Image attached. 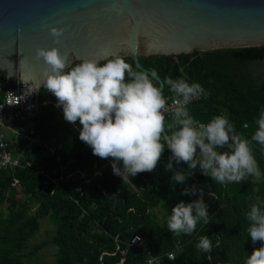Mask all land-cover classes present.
Masks as SVG:
<instances>
[{"label": "trees", "instance_id": "trees-1", "mask_svg": "<svg viewBox=\"0 0 264 264\" xmlns=\"http://www.w3.org/2000/svg\"><path fill=\"white\" fill-rule=\"evenodd\" d=\"M165 59L151 55L138 57L137 62L145 70L155 69L161 79L184 77L189 83H199L210 95L192 104L190 115L207 123L216 115L227 114L236 131L250 140L259 110L264 107V78L247 67L264 61V47L193 51L190 55L170 56L171 62L166 65ZM125 60L132 64L129 57ZM4 79L5 75L0 98L8 87ZM45 91L42 85L39 92ZM164 94H170L166 86ZM73 126L77 131L56 111L44 107L35 120L37 141L22 146L20 151L11 146L12 153L19 154L20 167L0 170V204L6 203L9 213L18 210L19 215L0 219V264H28L27 256L42 247L41 243L29 246L27 242L43 218L53 227L47 242L56 248L54 264H144L138 249H127L133 235L144 240L162 264H243L253 249L261 247L260 241L254 244L248 236L246 212L250 197H264V182L255 185L249 179L221 185L197 167L186 183L173 186L172 174L187 171V165H177L173 160L171 171H165L171 156L167 148L153 171L122 180L113 174L112 158L106 162L94 156L78 138L79 122ZM250 146L264 172V147L254 141ZM14 180L16 185L12 186ZM193 186L198 190L196 195L181 194ZM254 187H259V193L252 191ZM199 190L210 222L203 225L200 221L191 235L170 233L167 219L172 207L199 199ZM16 194L23 200H17ZM159 205L165 208L160 220L154 213ZM31 207L33 214L24 216L23 212ZM203 235L212 240L211 252L202 253L196 248ZM116 246L127 250L122 262ZM170 252L173 257L167 260L164 255Z\"/></svg>", "mask_w": 264, "mask_h": 264}, {"label": "clouds", "instance_id": "clouds-1", "mask_svg": "<svg viewBox=\"0 0 264 264\" xmlns=\"http://www.w3.org/2000/svg\"><path fill=\"white\" fill-rule=\"evenodd\" d=\"M49 33L59 44L63 29L51 28ZM35 55L45 65L42 85L56 98L63 119L71 124L79 122V140L91 148L94 156L112 158L113 174L122 180L153 171L167 148L171 156L165 171H171L173 160L177 165H187V171L172 174L173 186L186 183L197 167L221 185L249 179L255 185L264 182V172L250 146L254 141L264 147V107L259 110L257 127L249 140L236 131L227 114L216 115L207 123L190 115L188 105L210 95L197 82L189 83L184 77L161 79L155 69L139 70L120 55L103 64L83 59L71 67L55 47L37 49ZM165 86L174 94L172 105L165 97ZM223 148L227 151H218ZM197 191L193 186L181 194L196 195ZM199 191V199L172 207L167 219L170 233L191 235L200 221L203 225L210 222ZM252 191L259 193L260 189L254 187ZM250 201L247 233L254 244L260 241L261 247L253 249L243 264H264V197L255 195ZM196 248L202 253L211 252L212 240L203 235ZM155 258L149 257L148 264H153Z\"/></svg>", "mask_w": 264, "mask_h": 264}, {"label": "water", "instance_id": "water-1", "mask_svg": "<svg viewBox=\"0 0 264 264\" xmlns=\"http://www.w3.org/2000/svg\"><path fill=\"white\" fill-rule=\"evenodd\" d=\"M51 28L63 29L55 44ZM57 48L68 65L193 51L264 47V0H0V83L38 91L45 65L37 49ZM163 86V85H161Z\"/></svg>", "mask_w": 264, "mask_h": 264}, {"label": "built area", "instance_id": "built-area-1", "mask_svg": "<svg viewBox=\"0 0 264 264\" xmlns=\"http://www.w3.org/2000/svg\"><path fill=\"white\" fill-rule=\"evenodd\" d=\"M6 85L8 87L3 89L0 98V145H2L0 147V170L20 167L18 155L12 153L11 146L21 143H23V146H27L37 141L34 138L35 120L41 108L49 107L63 116L62 108L56 106V98L49 92L40 93L32 83L27 81L17 80L13 85ZM165 97L168 99L169 105H172L174 94L170 93ZM200 98L194 99L188 105V109L192 104L198 102ZM167 118L170 120V116H167ZM244 127L245 125H243ZM37 173L41 174L42 172L41 170H37ZM75 173L77 171L73 174ZM81 175L80 173L79 177H82ZM86 182L84 181V183ZM15 185L16 181L14 180L12 186ZM137 237L139 236L133 235L131 237L127 249H138L142 254L144 264H148V258L154 256L148 249L146 242L140 237L137 239ZM126 251V249H118V246L115 247V252L120 256L119 262L123 261ZM164 257L167 260H171L173 253H166ZM153 264H162L161 259L156 257Z\"/></svg>", "mask_w": 264, "mask_h": 264}, {"label": "rangeland", "instance_id": "rangeland-1", "mask_svg": "<svg viewBox=\"0 0 264 264\" xmlns=\"http://www.w3.org/2000/svg\"><path fill=\"white\" fill-rule=\"evenodd\" d=\"M247 69L252 71L255 75H258L261 78H264V63L250 64L247 67ZM71 125H73V124H71ZM14 145H15L14 150L20 151L21 147L23 146V143H21V146H19L20 144H14ZM17 153L18 152H15L16 155H19ZM106 162H107V160H106ZM81 176H82V178H80V179H82L83 182L84 181L86 182L87 179H85L83 175H81ZM14 197L17 200H20V201L23 200V197L19 194L14 195ZM6 206H7L6 203L0 204V219H3V218L14 219L15 217H17L19 215L18 210H16V212H14V213H9ZM33 211H34V209L31 207V208L25 210L23 212V215L24 216H30L33 214ZM164 211H165V208H164V206H161V205H159L158 207H156L154 209V213L157 216L158 220L161 219ZM52 232H53V227L51 226V224L49 223V221L46 218L38 220V228L30 236L27 244L29 246H32V245H36V244L41 243L42 247L40 248V250H38L32 254H29L27 256L26 261L28 264H54L56 248L52 244L47 242L51 238Z\"/></svg>", "mask_w": 264, "mask_h": 264}, {"label": "crops", "instance_id": "crops-1", "mask_svg": "<svg viewBox=\"0 0 264 264\" xmlns=\"http://www.w3.org/2000/svg\"><path fill=\"white\" fill-rule=\"evenodd\" d=\"M72 62H78V63H79V62H81V61H72ZM72 62H71V63H72ZM71 63H70V64H71ZM4 82H5V81H4ZM61 117H63V116H61ZM70 125H71V124H70ZM71 126L77 131V129H76L73 125H71Z\"/></svg>", "mask_w": 264, "mask_h": 264}, {"label": "flooded vegetation", "instance_id": "flooded-vegetation-1", "mask_svg": "<svg viewBox=\"0 0 264 264\" xmlns=\"http://www.w3.org/2000/svg\"><path fill=\"white\" fill-rule=\"evenodd\" d=\"M260 63H264V61L263 62H260Z\"/></svg>", "mask_w": 264, "mask_h": 264}]
</instances>
